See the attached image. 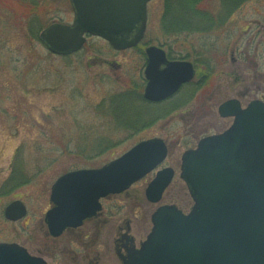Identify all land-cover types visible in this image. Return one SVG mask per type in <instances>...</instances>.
Segmentation results:
<instances>
[{"label":"rangeland","instance_id":"1","mask_svg":"<svg viewBox=\"0 0 264 264\" xmlns=\"http://www.w3.org/2000/svg\"><path fill=\"white\" fill-rule=\"evenodd\" d=\"M169 1L150 5L144 42L176 44L178 55L194 63L197 73L179 95L153 106L137 91L143 61L136 53L115 54L103 41L89 38L79 54L60 57L33 43L29 26L37 29H33L36 37L38 28L72 22L69 0H48L36 17L28 16L22 0H0V242L23 246L30 238L41 240L43 202L63 173L101 168L154 138L165 142L169 154L129 191V199L110 205L107 237L111 241L116 228H124L127 222L137 244L149 234L150 216L157 207L174 205L184 214L190 211L193 203L179 178L182 154L201 138L220 134L231 125L232 120L217 114L222 103L237 99L244 108L254 100L264 102V0H241L229 12L224 0H205L212 16L223 18L219 26L206 34L179 36L167 35L164 24L187 7ZM91 59L122 68L104 69ZM39 91L43 97L32 95ZM34 122L44 128L32 127ZM19 145L28 163L25 170L32 176L25 177L30 186L14 189L6 169ZM168 167L175 176L160 203L151 205L144 189L155 171ZM39 170L44 171L41 185L35 177ZM17 195L27 204V215L11 224L4 220L3 211ZM96 250L105 254L106 264H119L112 243L107 252Z\"/></svg>","mask_w":264,"mask_h":264},{"label":"water","instance_id":"2","mask_svg":"<svg viewBox=\"0 0 264 264\" xmlns=\"http://www.w3.org/2000/svg\"><path fill=\"white\" fill-rule=\"evenodd\" d=\"M151 0H70L71 26L52 25L41 34L49 52L67 56L78 52L89 34L114 50L136 47L144 37L146 5ZM144 98L160 102L194 78L190 63H166L164 53L151 47ZM221 118L233 123L224 133L202 139L196 150L182 156L180 178L194 202L184 215L174 206L160 207L152 216L153 228L139 250L128 253L123 264H264V103L252 101L241 108L229 100L218 108ZM161 139L141 142L97 170H82L61 177L52 187L54 208L45 217L57 237L95 214L98 201L118 195L152 172L167 157ZM173 171L157 173L146 190L152 204L161 201ZM26 214L19 202L4 216L18 221ZM0 264H45L16 246L0 244Z\"/></svg>","mask_w":264,"mask_h":264},{"label":"flooded vegetation","instance_id":"3","mask_svg":"<svg viewBox=\"0 0 264 264\" xmlns=\"http://www.w3.org/2000/svg\"><path fill=\"white\" fill-rule=\"evenodd\" d=\"M47 1L48 0H31V1L30 0H22V2H24L23 7H27L29 17L38 16V13L42 12V7L46 6ZM158 1H161V0H153L147 5V14L149 13L150 5L154 4V3L156 4V2H158ZM165 2L167 3L168 0H162L163 4H165ZM164 10H165V8H164ZM162 12H163V10H162ZM65 24L68 25L69 23H65ZM34 28L35 27L31 28V26H29V33L32 36L31 39H32L33 43H36L40 47L41 46L44 47V49L46 50L45 46L43 45V43L40 40V33L43 31V30H41L42 27L38 28L41 32L39 31L40 33L36 37L34 35L36 34L35 32H37V31H33ZM35 30H37V29L35 28ZM89 38H91V37L87 35L85 45H86ZM104 43L115 54L129 55L131 53H136L137 55H139L141 57V60L143 61V67L140 71L141 72L140 85H139L140 87H139V89H137V91L141 93L142 98H143L145 87L147 85V81L144 77V72H145L146 66H147V56H146L147 48H149L150 46H156L159 49H161L164 52L165 59L168 63L184 62V61L189 60V59L187 60L186 58H182V57H180V55H178L180 53L177 51L178 46L176 44L165 43V44H158V45H150V44L142 41L141 43H139V45L137 47H135L133 49L118 52V51H114L108 43H106V42H104ZM84 46H83V48H84ZM83 48H82V50H83ZM82 50L80 52H82ZM80 52H78L76 54H79ZM76 54H74V55H76ZM92 61L98 62L102 65V67H104V69L110 68L112 71L113 70L119 71L122 68V66L120 64L114 63L113 65H110L106 61H103L100 59H93ZM166 68H167L166 63L161 64L158 68V71L161 72V71L165 70ZM195 71H196V69H195ZM189 85L190 84L182 85L180 87V89L178 90V92L174 96H172L170 99L179 95ZM32 95L34 97H43V92H41V91H39L37 93L35 92V93H32ZM32 95L30 96L31 98H32ZM168 101H169V99H168ZM168 101H165V102L160 103V104H154V103H149V102H146V103L153 105V106H159L161 104L167 103ZM28 113H29V111H28ZM42 119L45 120L44 118H42ZM35 126H37L41 130L44 128L43 126H40L37 122H34L32 124V127H35ZM20 148H21V146L19 145L14 150L11 158L9 159V163H8L7 169H6L7 172L9 173L8 178L10 179V182L14 183V187H15L14 189L23 188L25 186H30L29 185L30 179H27L25 177L32 176L28 173L27 170H25V168H26L25 165H27L28 163L26 162L27 161L26 156L20 154V151H21ZM22 158H24V159H22ZM35 166H36V164H35ZM77 170H79V169H75V170L72 169L70 171L63 173L61 176H63L64 174L70 173V172L77 171ZM159 170H161V169H158L157 171H159ZM157 171H155V174ZM43 172H44L43 170H39L38 175L35 176L38 178L36 181H39V185H41L40 182H42L41 178H42ZM155 174H154V177H155ZM151 180L148 182L146 188L148 187ZM139 183L140 182L134 184L128 191H126L125 193H123L119 196L107 197L105 199L100 200L99 203H100L101 209L99 212H97L90 219L84 220L80 227L68 228V229L64 230L62 232V234L57 238L51 237L49 235L48 228L44 222V216H45L46 212L49 211L53 207V205L50 203V200H49L50 192H51V187H50L48 199H46V197H45L46 200L44 199V202H43L46 205V211L43 215V219L39 221L41 228L44 229V233H42L41 240H34L33 238H30L29 240H27L23 244V246H21L20 244H18L16 242H6V243L15 244V245L20 246L29 255H31L32 257H36V258L41 259L45 264H106L105 262H107V261H105V259L107 257H104L105 254L102 255L103 252L97 251L96 249L101 248L102 250L107 252V251H109V244L112 243L113 254H114L115 258L118 260V263L122 264L121 258H125L128 254V251H130L133 248L136 249L141 244L142 241H140L139 243L136 244V241L131 234L130 225L127 222L124 223V225H125L124 228L122 226H118L116 228V233H115L114 237L112 238L111 241H109L108 237L110 234V230H108V228H109V226L111 227V220H112V212H111L112 208L110 207V205L114 201L118 202L119 200H122L124 198L129 199V197H130L129 191L132 190L133 187L138 185ZM146 188L144 189V192H143L144 198H145ZM17 196L14 198V200L12 202H10V204L13 202H20L25 206L26 211H27V209H28L27 204H25V202L22 200L21 196H18V197ZM33 201H35L36 205L40 203L38 200H33ZM18 222H20V221H17L15 223H18ZM8 223L15 224L12 222H8ZM107 230L109 233L107 232ZM103 237L105 238V240L103 239ZM108 255H109V252H108Z\"/></svg>","mask_w":264,"mask_h":264},{"label":"trees","instance_id":"4","mask_svg":"<svg viewBox=\"0 0 264 264\" xmlns=\"http://www.w3.org/2000/svg\"><path fill=\"white\" fill-rule=\"evenodd\" d=\"M239 1L241 0H224L222 1L223 7L229 12L231 6H234ZM178 2L179 4L181 3V6L184 2L187 8H180L181 14H177L171 18L169 23L167 21L166 25L169 29L164 24V32L167 35L171 33H175L176 36L180 34H206L219 26V22L223 19L221 16H212V13L205 7L207 3L205 0H178Z\"/></svg>","mask_w":264,"mask_h":264}]
</instances>
